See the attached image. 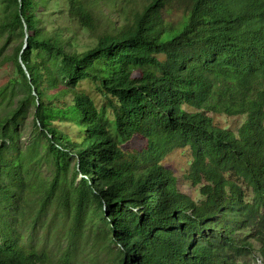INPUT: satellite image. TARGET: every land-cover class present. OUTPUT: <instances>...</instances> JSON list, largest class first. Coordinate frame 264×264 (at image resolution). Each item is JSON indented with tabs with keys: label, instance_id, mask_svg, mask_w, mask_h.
<instances>
[{
	"label": "trees",
	"instance_id": "obj_1",
	"mask_svg": "<svg viewBox=\"0 0 264 264\" xmlns=\"http://www.w3.org/2000/svg\"><path fill=\"white\" fill-rule=\"evenodd\" d=\"M48 1L0 0V60L16 65L27 93L14 108L17 82L0 90V141L15 140L12 127L33 107L57 178L67 182L75 160L72 178L82 180L72 190L57 191L59 179L44 193L37 187L47 202L38 214L55 204L66 236L55 253L26 247L14 223L24 169L0 146V264H78L87 230L121 247L113 264H264V0H62L97 41L88 51L75 48L72 28L38 27L33 14ZM177 11L172 24L165 17ZM212 115L249 120L237 136ZM136 139L146 149L126 154ZM178 149L192 152L189 180L201 201L162 167Z\"/></svg>",
	"mask_w": 264,
	"mask_h": 264
},
{
	"label": "rangeland",
	"instance_id": "obj_2",
	"mask_svg": "<svg viewBox=\"0 0 264 264\" xmlns=\"http://www.w3.org/2000/svg\"><path fill=\"white\" fill-rule=\"evenodd\" d=\"M100 7L105 14H108L109 11L107 6ZM178 12L181 11L166 15L165 18L172 24L181 21L182 14ZM33 15L40 20L38 27L41 30L55 33L67 31L71 28L74 29L79 38V41L75 44V48L78 51H88L94 48L97 43L96 40L91 38L88 32L69 19V6L66 1L49 0L45 6L41 5L37 8ZM19 42L20 39L17 38L16 44ZM23 42L25 45L26 39ZM2 45L3 38L0 36V47ZM7 52L11 53L12 49H8ZM159 60L161 62L166 61L164 57H159ZM11 81L17 82L11 96L15 108L27 93L23 89L24 84L18 75L16 65L12 62H8L4 65L3 59H1L0 90L5 86L8 87L7 85H9ZM83 90L97 103V106H103L105 100L95 88L90 85H84ZM11 91L12 89L9 88L10 94ZM6 100L7 98L0 97V114H2V107ZM188 110L190 111V109ZM33 113L34 109L30 107L25 112L18 126L15 128L12 127L13 132L17 135L15 140L0 141V146L4 149L3 157L5 161L9 160L10 162L16 161L17 163H21L24 169V171L21 170V172L18 173L21 174L24 179L25 185L27 186V193L24 202H20L22 208L17 209L15 215V217H18V223L14 221L15 225L19 227V231L22 232L23 245L38 250L45 248L47 252L55 253L57 252V244L61 241V237L66 236L64 217L57 212V206L55 204L48 207L45 212L40 215L38 214L41 209V204L47 203L46 201H42L43 195H40L39 191L44 193L41 186L44 185L47 186V188L51 187L56 179H59L57 191L66 188L72 190V185L77 188L82 177H79L77 182L72 178L75 160H70L71 174H69L68 171L67 182L64 181L63 174L57 178V168L52 153L50 152L48 141L43 136H39L34 129ZM106 115L107 118L114 121L111 111L106 113ZM211 117L214 118L216 126L231 131L237 136H239L240 131L247 121L245 117L233 118L225 115H212ZM76 134L77 133H70V136L75 138ZM146 146L147 144L145 141L136 139L133 143L124 145L123 150L126 154L138 156L146 149ZM194 162L195 159L190 149H178L165 158L162 166L175 174L178 179L179 189L183 194L197 201H201L203 198L199 190L195 188L189 180ZM239 176L243 184L246 185L243 175L239 173ZM2 181L10 186L11 181L6 176L3 177ZM201 188L202 187H200V189ZM12 190L17 192L15 188H12ZM104 248H106V250H104ZM118 248L121 250V247ZM118 248L111 244L104 247V245H102V239L98 237V234H94L92 230H87L78 246V264H113V259L117 256ZM255 257L257 260H261L258 247ZM252 259L254 260V258ZM250 263L251 259L249 257L246 258L244 264ZM259 263L262 264L261 261Z\"/></svg>",
	"mask_w": 264,
	"mask_h": 264
},
{
	"label": "clouds",
	"instance_id": "obj_3",
	"mask_svg": "<svg viewBox=\"0 0 264 264\" xmlns=\"http://www.w3.org/2000/svg\"><path fill=\"white\" fill-rule=\"evenodd\" d=\"M245 118H247V121H246V123L248 122V120H249V118L248 117H245ZM246 123H245V125H246ZM244 125V126H245ZM217 128H220V127H218V126H216ZM220 129H222V128H220ZM222 130H226V129H222ZM240 134V133H239ZM163 161H164V159H163ZM163 161H162V163H163ZM161 163V164H162ZM163 168H164V166H162ZM166 169V168H165ZM167 170V169H166ZM169 171V170H168ZM174 174V173H173ZM175 175V174H174ZM176 177V176H175ZM192 185H193V183H192ZM180 190V189H179Z\"/></svg>",
	"mask_w": 264,
	"mask_h": 264
},
{
	"label": "water",
	"instance_id": "obj_4",
	"mask_svg": "<svg viewBox=\"0 0 264 264\" xmlns=\"http://www.w3.org/2000/svg\"><path fill=\"white\" fill-rule=\"evenodd\" d=\"M27 48H28V45L26 44V46H25L23 52H25V50H27Z\"/></svg>",
	"mask_w": 264,
	"mask_h": 264
}]
</instances>
